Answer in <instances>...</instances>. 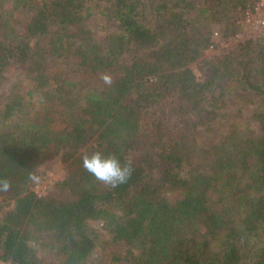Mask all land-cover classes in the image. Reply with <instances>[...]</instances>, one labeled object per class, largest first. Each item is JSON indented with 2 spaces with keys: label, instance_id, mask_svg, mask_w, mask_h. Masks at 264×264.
Instances as JSON below:
<instances>
[{
  "label": "trees",
  "instance_id": "trees-1",
  "mask_svg": "<svg viewBox=\"0 0 264 264\" xmlns=\"http://www.w3.org/2000/svg\"><path fill=\"white\" fill-rule=\"evenodd\" d=\"M257 1L0 0V93L21 67L29 97L54 109L29 123L18 97L0 109V263L43 264L50 248L63 264H264V35L201 61ZM58 61L111 84L82 90ZM95 151L131 161L128 181L90 175L81 157ZM58 156L64 178L37 194Z\"/></svg>",
  "mask_w": 264,
  "mask_h": 264
},
{
  "label": "rangeland",
  "instance_id": "rangeland-1",
  "mask_svg": "<svg viewBox=\"0 0 264 264\" xmlns=\"http://www.w3.org/2000/svg\"><path fill=\"white\" fill-rule=\"evenodd\" d=\"M240 14L242 16V11H240ZM21 17V16H20ZM240 17V15H239ZM241 22V18L239 20ZM92 29L97 32L96 37L99 38V42H102L105 40V36L107 34L106 31H101L103 26H105L104 22L100 20H94L92 23ZM215 29L218 28V26L215 25ZM219 30V29H218ZM100 31V32H99ZM99 32V33H98ZM220 36L222 37V41L219 42L218 45L215 46V48L210 51L209 47L210 45L204 50L203 55L201 57V61L208 59V58H215L219 56L221 53L223 54L226 49L229 51H232L236 49V45L240 43L238 39L235 36L225 38L222 36L220 32H218ZM213 42V41H212ZM211 42V43H212ZM234 49H233V48ZM72 64V65H71ZM57 67L65 68L67 71L70 72L71 76L75 81H78L81 85L82 90H90L94 88L95 86L104 87L105 82L100 77H91L90 75L86 74L85 72L79 71L76 72L74 69L73 63L69 62H62L58 61L56 64ZM192 70L197 74V76L200 78L199 73V64L194 63L192 66ZM112 75V74H110ZM35 90V86H33L32 82L29 81L28 78H26L25 72L23 68H14L8 73V79L6 81L5 87L2 89L0 93V109L4 108V105L9 101L10 99L20 98V100L23 103V109L22 111L18 112L15 116V120L19 123H29L31 121L36 122L37 119H41V121H45L46 115H53L54 109L52 108V103H48L45 101L43 105H41L37 101V96L34 98L29 97V91ZM175 99L173 97H169L165 99L159 106V113L160 116H167L172 118V107L174 106ZM230 106H232L231 109H238V108H244V110H249L250 107L248 104H245V102H239V101H233ZM57 107L55 108V116L58 119H55L57 122V127H63L64 124L61 120V111L59 109V112H56ZM231 118H233V115L226 116V119L231 122ZM222 121V120H220ZM238 122V119L236 120ZM239 122L243 125V129L249 130L247 128V120H239ZM219 124V123H218ZM251 127L253 130L258 131V127L251 123ZM41 173L44 174V178L35 186V191L37 194H47L54 186L56 182L64 178L65 176V164L62 162L61 157L58 156L55 159L45 163L41 167ZM1 202V201H0ZM12 208V204L8 202L7 204H4V210H9ZM3 215V212H0V218ZM102 222H91V226L99 232L100 235L103 236V239L108 238V234L106 230L103 227ZM99 248V247H98ZM40 251V257L43 260V264H63L61 262V256H59L57 253L50 250V248H39ZM109 251V254L111 255L113 251V247H110L108 250H106L104 253L107 254ZM5 264V263H0ZM9 264V263H6Z\"/></svg>",
  "mask_w": 264,
  "mask_h": 264
},
{
  "label": "clouds",
  "instance_id": "clouds-1",
  "mask_svg": "<svg viewBox=\"0 0 264 264\" xmlns=\"http://www.w3.org/2000/svg\"><path fill=\"white\" fill-rule=\"evenodd\" d=\"M101 79L106 84H111V78L107 74H102ZM82 167L96 180L115 188L124 184L131 177L133 167L131 161L121 163L114 154L104 155L100 151L89 154H82ZM11 187V181L7 178H0V191H8Z\"/></svg>",
  "mask_w": 264,
  "mask_h": 264
},
{
  "label": "built area",
  "instance_id": "built-area-1",
  "mask_svg": "<svg viewBox=\"0 0 264 264\" xmlns=\"http://www.w3.org/2000/svg\"><path fill=\"white\" fill-rule=\"evenodd\" d=\"M241 30L236 35L240 41L255 39L264 35V0H258L254 5L245 8L240 22ZM220 34L215 33L209 50L219 44ZM39 195H44L40 194Z\"/></svg>",
  "mask_w": 264,
  "mask_h": 264
}]
</instances>
